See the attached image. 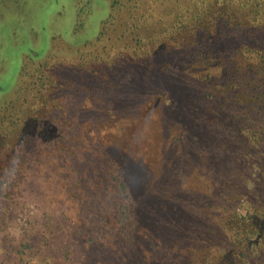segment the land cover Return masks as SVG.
Segmentation results:
<instances>
[{
    "label": "rangeland",
    "instance_id": "obj_1",
    "mask_svg": "<svg viewBox=\"0 0 264 264\" xmlns=\"http://www.w3.org/2000/svg\"><path fill=\"white\" fill-rule=\"evenodd\" d=\"M246 9L0 0V264H264V9ZM186 47L224 67H183Z\"/></svg>",
    "mask_w": 264,
    "mask_h": 264
},
{
    "label": "trees",
    "instance_id": "obj_2",
    "mask_svg": "<svg viewBox=\"0 0 264 264\" xmlns=\"http://www.w3.org/2000/svg\"><path fill=\"white\" fill-rule=\"evenodd\" d=\"M188 1V0H187ZM243 2V4H246L247 6V9H246V12L249 14V16H253L252 18L249 17V20L250 19H254L256 21H258V17L257 16H260V10L264 9V8H261L262 6V3L259 5V2L260 0H241ZM189 4V2H188ZM252 4V5H251ZM187 7V6H186ZM188 8V7H187ZM254 8V10H253ZM257 15V16H256ZM255 16V17H254ZM250 24H254V21H249ZM259 24V22H258ZM253 49L252 50H249V53L252 52L254 53L253 55L255 57H257V60L258 62H260L261 66H263L262 69H264V42H260V43H256V45H253L252 47ZM183 49H186V52L184 51V53L182 54L181 53V56H182V61L181 62V65L183 67H192V70L193 72L195 73H199V72H204L205 70L209 69L210 71V77L213 79V77L215 76L216 77V74H215V70L218 69L219 72L221 71V68L224 67V65H221V64H218L216 62H213V63H209L207 61H201L202 57H199V62H195L193 61V59L190 58L189 56V53L187 54V50H188V47L186 48H183ZM197 50V47L195 48ZM182 50V49H181ZM176 51L178 52V50L176 49ZM189 51V50H188ZM179 54V53H178ZM189 60L192 62L190 63ZM201 61V62H200ZM190 65V66H189ZM183 70H186L185 68ZM218 72V73H219ZM209 74V73H208ZM208 76V75H207ZM10 109H13V107H9ZM6 107V113L3 115V116H7L9 118H12L13 119V116H12V113L10 111V109ZM7 117L5 118H0V129H1V126L4 122H7L9 119H7ZM9 124H13V121H8ZM41 124V123H40ZM13 130V129H12ZM21 129H18L17 130V133L15 134V137L17 136L18 134V131H20ZM20 133V132H19ZM15 147V146H18L17 145H9V146H3L5 150H7L9 153L13 154L15 152L14 148H10L7 149L8 147ZM1 155V154H0ZM0 184L1 185H6V186H15L16 185V182L15 181H12V179H10V181L8 182L7 179L5 181H0ZM264 218V216H263ZM253 222L256 223L257 225H254V226H258V223H259V220L257 221V219H253ZM262 232H263V240H264V222L262 224Z\"/></svg>",
    "mask_w": 264,
    "mask_h": 264
}]
</instances>
